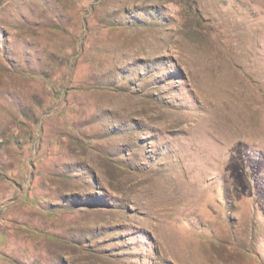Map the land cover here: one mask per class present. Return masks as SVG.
Masks as SVG:
<instances>
[{
  "label": "rangeland",
  "instance_id": "obj_1",
  "mask_svg": "<svg viewBox=\"0 0 264 264\" xmlns=\"http://www.w3.org/2000/svg\"><path fill=\"white\" fill-rule=\"evenodd\" d=\"M0 264H264V0H0Z\"/></svg>",
  "mask_w": 264,
  "mask_h": 264
}]
</instances>
